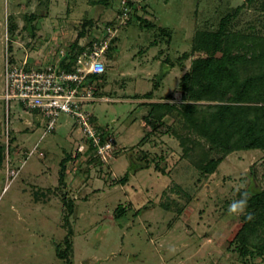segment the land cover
Listing matches in <instances>:
<instances>
[{
	"label": "rangeland",
	"instance_id": "obj_1",
	"mask_svg": "<svg viewBox=\"0 0 264 264\" xmlns=\"http://www.w3.org/2000/svg\"><path fill=\"white\" fill-rule=\"evenodd\" d=\"M38 1L0 0V92L5 58L44 64V52L64 46L56 39H70L90 17L92 43L109 45L83 111L114 145L103 161L72 117L47 131L43 114L16 101L6 114L0 98V264H264L230 244L244 210H229L243 192L264 189V148L239 144L204 174L192 165L195 151L184 154L178 135L188 132L177 110L155 127L146 119L153 102L194 104L205 121L216 103L263 104L243 87L263 69L237 64L220 75L217 67L232 35L264 37V0H48L36 18ZM221 19L222 49L212 54L219 62L191 75L185 91L183 75L211 56L195 48L198 34L213 33Z\"/></svg>",
	"mask_w": 264,
	"mask_h": 264
},
{
	"label": "trees",
	"instance_id": "obj_2",
	"mask_svg": "<svg viewBox=\"0 0 264 264\" xmlns=\"http://www.w3.org/2000/svg\"><path fill=\"white\" fill-rule=\"evenodd\" d=\"M106 1V0H105ZM48 8V0H39L36 9V18L39 15V10ZM35 18V15H31ZM226 21L221 19L218 29L213 33H200L199 41L194 46L195 48H207L209 57L200 58L195 61L194 65L188 73L182 77V88L186 91V82L190 80L191 75L197 76L199 71H208L213 68V62L216 61L212 56L217 49L221 48V41L224 37V26ZM108 23L101 25V31H106ZM30 25V24H29ZM28 27V26H27ZM94 24L92 19L85 18L80 23V28H76L77 37L75 42L67 51V57L62 62V65L72 64L77 56L85 49L91 46L94 37L92 30ZM32 31V27H28ZM162 30V29H161ZM167 33L168 30H162ZM83 38L85 42L79 45L78 40ZM96 39V38H95ZM227 48H223L224 62H219L217 67L221 75L222 71L226 72L229 69L234 70L237 64L245 67H250L253 70L257 68L263 69L260 74L250 76L243 87H250L252 91V101H262V105H252L247 103H216L212 105L213 112L209 119L205 121V116L191 103H168V102H153L148 104L150 112L146 116L147 121L155 127V122L160 120L164 112L177 110L178 114L184 118L183 129L188 134L191 131L195 134L194 137H179L183 144L184 154L188 151H195L197 154L196 161H192V165L208 174L215 170L220 163L222 157L233 151L239 144L243 149L264 148V37L249 36L241 34L239 36L232 35L227 40ZM237 41V54H231ZM201 45V46H200ZM113 49L109 46L107 51ZM222 49V48H221ZM186 53L182 56L185 58ZM169 59L168 56L163 61ZM223 60V59H222ZM66 61V62H65ZM166 62V61H165ZM223 72V74H224ZM104 72L101 74H92L87 77V82L99 80L103 78ZM199 78V76H197ZM150 95L151 93L148 92ZM237 101H241V97H236ZM159 119V120H158ZM159 123V122H158ZM104 136H102V141ZM92 148V146H89ZM197 150V151H196ZM3 154V149L0 148V158ZM95 157L96 154L94 153ZM1 160V159H0ZM64 164L61 167L60 177H63ZM128 174H125L120 182H126ZM245 200L246 204L243 213H241L242 226L230 241V244L235 245L242 257L260 256L264 258V189L258 191H245L241 195L240 200ZM62 255V254H60Z\"/></svg>",
	"mask_w": 264,
	"mask_h": 264
},
{
	"label": "built area",
	"instance_id": "obj_3",
	"mask_svg": "<svg viewBox=\"0 0 264 264\" xmlns=\"http://www.w3.org/2000/svg\"><path fill=\"white\" fill-rule=\"evenodd\" d=\"M108 43L107 40L93 42L68 65H62L67 56L65 49L57 52L56 61L50 59L40 65H27L26 59L15 63L5 58L1 99L6 105V114L11 101L19 102L24 109L43 114L48 131L61 115L70 116L82 128L89 146L105 161L113 150V140L94 129L83 110L85 104L95 99L87 77L104 72L101 56Z\"/></svg>",
	"mask_w": 264,
	"mask_h": 264
},
{
	"label": "crops",
	"instance_id": "obj_4",
	"mask_svg": "<svg viewBox=\"0 0 264 264\" xmlns=\"http://www.w3.org/2000/svg\"><path fill=\"white\" fill-rule=\"evenodd\" d=\"M49 8V7H48ZM50 9V8H49ZM64 22H62V24L63 25H65L66 27H68V25L70 26V24H69V22L67 21V20H63ZM72 26V25H71ZM76 31V30H75ZM61 33V30H59L58 31V34H60ZM54 35H56V34H54ZM68 37H70V39H67L66 37L65 38H63V37H61L60 38V41H58V39H56V41H55V45H60V44H63L64 46H58V48H56L54 51H46V53L44 54H42L43 56H44V60H45V62H47L48 60H53V61H56V59H57V57H58V54H57V52L60 50V49H65L66 51H68V50H70V46L75 42V40H76V37H77V31L74 33V35L73 34H70ZM52 38V37H51ZM52 39H55V36H53V38ZM51 41V40H50ZM78 42H79V45L80 44H83L84 42H85V40L83 39V38H80L79 40H78ZM87 48H85L84 50H86ZM83 50V51H84ZM82 51V52H83ZM103 54H106L105 52L103 53ZM67 57V56H66ZM44 62V63H45ZM66 62V61H65ZM1 92H0V98H1V94H2V91H3V78H2V75H1ZM132 100V99H131ZM135 100V99H134ZM4 102V101H3ZM57 122V121H56ZM47 130V129H46ZM48 131V130H47ZM51 131V130H50ZM52 131H53V129H52Z\"/></svg>",
	"mask_w": 264,
	"mask_h": 264
},
{
	"label": "clouds",
	"instance_id": "obj_5",
	"mask_svg": "<svg viewBox=\"0 0 264 264\" xmlns=\"http://www.w3.org/2000/svg\"><path fill=\"white\" fill-rule=\"evenodd\" d=\"M245 204H246V201L243 199L240 201H236L231 204L229 210L233 213L242 212L244 210Z\"/></svg>",
	"mask_w": 264,
	"mask_h": 264
}]
</instances>
